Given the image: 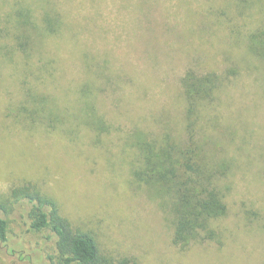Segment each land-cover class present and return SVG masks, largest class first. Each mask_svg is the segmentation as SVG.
<instances>
[{
	"label": "rangeland",
	"instance_id": "374dc122",
	"mask_svg": "<svg viewBox=\"0 0 264 264\" xmlns=\"http://www.w3.org/2000/svg\"><path fill=\"white\" fill-rule=\"evenodd\" d=\"M35 1L0 0V203L35 185L101 252L137 264H264V66L247 49L264 0ZM24 6L37 29L8 58L5 20ZM48 8L57 33L40 31ZM188 69L224 76L201 126L230 171L218 239L180 249L133 144L181 134ZM11 207L0 264H57L51 232Z\"/></svg>",
	"mask_w": 264,
	"mask_h": 264
},
{
	"label": "trees",
	"instance_id": "16d2710c",
	"mask_svg": "<svg viewBox=\"0 0 264 264\" xmlns=\"http://www.w3.org/2000/svg\"><path fill=\"white\" fill-rule=\"evenodd\" d=\"M43 1L35 2L43 4ZM29 8L24 6L14 12L13 19L6 17L5 24L11 31L7 27L4 29L10 33L13 43L6 52L8 58L13 52L24 55L30 34L37 29L30 20ZM61 23L59 14L48 8L42 14L40 31L57 33ZM26 27L28 31L24 30ZM247 49L264 66V21L249 35ZM223 77L215 72L197 73L188 69L179 83L185 102L181 134L171 136L165 133L160 138L149 139L137 133L134 138L133 146L141 159L134 176L139 182L151 186L154 195H158L168 208L171 242L180 249L192 242L216 241L219 234L212 223L227 213L225 196L228 188L221 183L229 174L230 163L215 155L213 144L203 136L201 126L202 111L215 99ZM1 198L0 243L4 246L8 242L7 207L12 205V213L15 210L23 212L29 231L51 232L55 238L57 264H137L127 257H113L101 252L94 238L73 227L61 216L55 200L43 195L35 185L28 183L14 187ZM19 256L21 260L25 258L21 253Z\"/></svg>",
	"mask_w": 264,
	"mask_h": 264
}]
</instances>
